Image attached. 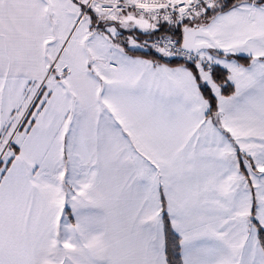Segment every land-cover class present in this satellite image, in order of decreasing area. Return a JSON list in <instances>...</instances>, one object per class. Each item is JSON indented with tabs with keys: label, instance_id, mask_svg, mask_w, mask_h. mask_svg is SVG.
<instances>
[{
	"label": "snow or ice",
	"instance_id": "snow-or-ice-1",
	"mask_svg": "<svg viewBox=\"0 0 264 264\" xmlns=\"http://www.w3.org/2000/svg\"><path fill=\"white\" fill-rule=\"evenodd\" d=\"M0 264H264V0H0Z\"/></svg>",
	"mask_w": 264,
	"mask_h": 264
}]
</instances>
